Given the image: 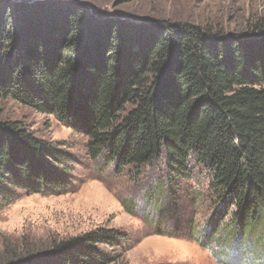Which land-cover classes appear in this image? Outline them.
Segmentation results:
<instances>
[{"label": "trees", "instance_id": "trees-1", "mask_svg": "<svg viewBox=\"0 0 264 264\" xmlns=\"http://www.w3.org/2000/svg\"><path fill=\"white\" fill-rule=\"evenodd\" d=\"M0 99L53 115L117 173L164 155L169 173L183 178L194 160L217 208L199 234L193 223L188 233L174 227L205 250H225L234 237L264 251V22L228 36L104 19L60 0L0 7ZM65 146L0 123V200L68 192L75 159ZM166 192L174 197L169 184L149 195L153 208ZM160 215L156 229V219L147 224L163 235ZM128 241L99 230L15 264H115L113 251Z\"/></svg>", "mask_w": 264, "mask_h": 264}, {"label": "rangeland", "instance_id": "rangeland-1", "mask_svg": "<svg viewBox=\"0 0 264 264\" xmlns=\"http://www.w3.org/2000/svg\"><path fill=\"white\" fill-rule=\"evenodd\" d=\"M60 1L81 4L104 19L149 26L192 25L228 36L245 35L258 22H264V0ZM41 2L0 0V7L23 8ZM7 122L17 123L50 145L64 143L75 159L69 171L74 183L60 195L21 194L12 202L0 200V264H15L49 253L62 242L99 230H114L129 239L124 250H105L115 252V264H264V251L250 250L247 239L238 238L236 243L230 237L225 250H205L174 227L181 223L188 233L193 223L199 234L196 230L204 227L217 208L210 176L194 160L190 174L183 178L169 173L164 155L143 167H128L117 173L101 158L89 155L88 139L83 134L66 127L53 115L38 113L12 99H0V123ZM168 184L174 197L166 192V204L153 208L149 195L161 185L166 189ZM162 210L166 222L158 228L164 233L159 235L147 223L156 219V229L160 220L165 221L160 215ZM237 245L243 248L241 253L236 252Z\"/></svg>", "mask_w": 264, "mask_h": 264}]
</instances>
